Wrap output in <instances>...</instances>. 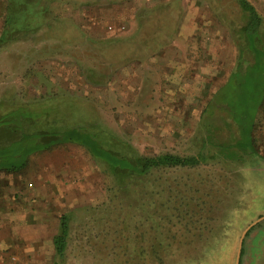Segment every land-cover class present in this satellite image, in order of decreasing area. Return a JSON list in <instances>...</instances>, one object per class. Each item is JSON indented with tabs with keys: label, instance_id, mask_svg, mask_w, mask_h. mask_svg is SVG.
Masks as SVG:
<instances>
[{
	"label": "rangeland",
	"instance_id": "374dc122",
	"mask_svg": "<svg viewBox=\"0 0 264 264\" xmlns=\"http://www.w3.org/2000/svg\"><path fill=\"white\" fill-rule=\"evenodd\" d=\"M249 1L264 24V0ZM50 7L51 27L0 49V98L10 93L17 100L47 97L66 103L70 113L78 114L76 121L98 123L144 154L209 156L199 166L158 173L165 181L176 180L181 193L193 185L204 194L200 205L188 206L198 208L189 229L197 237L164 264H236L237 259L240 264L246 251L241 235L264 210V130L255 131L261 155L228 160L213 144L228 137L229 128L220 120L226 113L214 105L206 108L220 85L223 98L239 91L234 79L227 80L237 62L232 28L241 23L234 1L52 0ZM109 25L118 31H108ZM136 27L149 32L151 52L158 38L168 40L164 49L131 60L137 51L112 42ZM84 32L95 40L87 41ZM87 68L102 72L104 82L89 84L83 77ZM110 186L102 167L69 143L29 155L18 172L1 173L0 264H53L51 237L67 209L75 212L62 264H119L115 226L99 221L108 213L105 207L112 209L105 205ZM185 197L199 202L196 194ZM28 199L40 210L41 225L34 224L35 218L16 226L1 220L6 207L31 215L24 211Z\"/></svg>",
	"mask_w": 264,
	"mask_h": 264
},
{
	"label": "trees",
	"instance_id": "16d2710c",
	"mask_svg": "<svg viewBox=\"0 0 264 264\" xmlns=\"http://www.w3.org/2000/svg\"><path fill=\"white\" fill-rule=\"evenodd\" d=\"M51 1L0 0V49L9 43L30 39L42 28L51 27L54 20ZM233 1L241 23L232 28L237 62L227 80L234 79L239 91L223 98L220 85L206 108L214 105L226 113L228 120H220L229 128L228 137L223 136V141L213 144L228 160L235 161L243 154H255L251 133L255 132L258 122L264 120V24L263 17L249 0ZM112 40L100 41L108 44ZM86 71L83 77L89 84L104 82L102 72L92 68ZM70 112L73 109L68 104L47 97L17 100L10 93L4 94L0 98V175L24 169L33 153L59 144H75L102 167L110 181L105 205L112 209L105 207L108 213L99 221L115 226L112 236L114 240L116 236L114 249L120 255L119 264H164L183 251L193 241L195 234L189 229L198 219L197 206L195 210L188 206L200 205V195L204 194L193 185L181 193L177 191L176 180L165 181L158 173L178 167H196L210 157L202 153L185 156L171 152L144 154L98 123L76 121L78 114ZM198 181L202 185L203 180ZM177 194L182 196L177 198ZM194 194L199 202L185 197ZM83 208L91 209L90 206ZM74 212V209H67L58 216L57 230L51 237L53 264L64 261ZM141 242L145 243L144 248L139 244Z\"/></svg>",
	"mask_w": 264,
	"mask_h": 264
},
{
	"label": "crops",
	"instance_id": "0c3cea01",
	"mask_svg": "<svg viewBox=\"0 0 264 264\" xmlns=\"http://www.w3.org/2000/svg\"><path fill=\"white\" fill-rule=\"evenodd\" d=\"M172 31H170V36L173 34L174 32V26H170ZM148 34L146 30L144 28H140V27H136V28H132V30L128 31L125 36L119 38V39H114L112 43L116 44L115 47H117V43L122 44L125 46L127 52L130 51H137L138 54H132L129 55L131 56L130 59H142L143 55L144 57H150V56H155L152 53H155L156 51L160 52L162 51V49H164L165 44L168 42V40H161L160 38H158L156 40V44H158L156 46L155 51L151 52L149 47V43H150V39L148 38ZM156 34V33H155ZM83 35L85 36V39L87 41H94L93 38H91V36L89 34H87V32H84ZM158 35V33H157ZM167 36V35H166ZM168 37V36H167ZM28 40V39H27ZM25 41V40H22ZM18 42V41H16ZM175 45V44H172ZM114 49V48H113ZM147 53H149L150 55H147ZM159 54V53H158ZM257 128V132L259 129H263L264 130V120L259 121L258 122V126H256ZM256 131V130H255ZM264 133V131H263ZM252 138L255 141L254 147L256 148L258 145V141L261 138L260 134L257 135L256 132H252L251 133ZM263 139H264V134H262ZM254 155L256 156L257 154L261 155V153L256 149V151H254ZM262 157H264L263 155H261ZM29 158V157H28ZM261 159V158H260ZM28 160V159H27ZM261 163H263L262 166V170L260 171V173H264V159H261ZM56 170V168L54 167V171ZM262 177H264V174L262 175ZM38 200V199H36ZM26 201V200H24ZM29 204L28 206L24 207V211L31 214V215H27V216H23V214L21 213V208L18 207V209H12L10 210V208L6 207V208H2V212L4 213V217L3 219H1L3 222L8 221L9 225H13L16 226V224H18V222H20V224L23 223L26 225H30L32 222L29 221L28 218H35L34 220L36 222H34V224L36 223L37 225H41L42 222H39L37 219L40 217V215H38V208L37 206H33L32 203H35V200L32 199H28ZM38 205V204H37ZM40 211V210H39ZM20 217V218H18ZM1 223V221H0ZM244 243L246 244V251L244 252L243 256L241 257V262L240 264H264V210L263 212L260 214V219L257 220V222L251 226L246 235L244 236Z\"/></svg>",
	"mask_w": 264,
	"mask_h": 264
},
{
	"label": "flooded vegetation",
	"instance_id": "af4514ba",
	"mask_svg": "<svg viewBox=\"0 0 264 264\" xmlns=\"http://www.w3.org/2000/svg\"><path fill=\"white\" fill-rule=\"evenodd\" d=\"M251 225L252 224H249L248 226H246V228L244 229L245 231H244V233H242V235H241V238H240V242L242 241V238L246 235L245 233H247V231H248V229L251 227ZM240 251V250H239ZM239 251H238V253H239ZM236 264H238V259H237V263Z\"/></svg>",
	"mask_w": 264,
	"mask_h": 264
},
{
	"label": "built area",
	"instance_id": "2783aa9c",
	"mask_svg": "<svg viewBox=\"0 0 264 264\" xmlns=\"http://www.w3.org/2000/svg\"><path fill=\"white\" fill-rule=\"evenodd\" d=\"M107 30L110 32H117L118 28L109 25V26H107Z\"/></svg>",
	"mask_w": 264,
	"mask_h": 264
},
{
	"label": "water",
	"instance_id": "95a60500",
	"mask_svg": "<svg viewBox=\"0 0 264 264\" xmlns=\"http://www.w3.org/2000/svg\"><path fill=\"white\" fill-rule=\"evenodd\" d=\"M247 229V228H246ZM245 231V230H244ZM244 231H243V233H244Z\"/></svg>",
	"mask_w": 264,
	"mask_h": 264
}]
</instances>
